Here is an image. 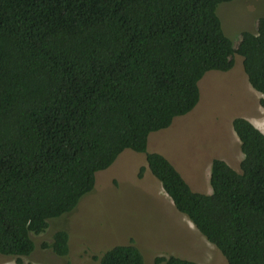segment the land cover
<instances>
[{
	"label": "trees",
	"instance_id": "16d2710c",
	"mask_svg": "<svg viewBox=\"0 0 264 264\" xmlns=\"http://www.w3.org/2000/svg\"><path fill=\"white\" fill-rule=\"evenodd\" d=\"M231 0H0V253L26 256L31 234L73 209L97 171L125 149L146 166L175 208L226 264H264V133L231 125L239 169L210 163V193L193 190L169 159L147 151L151 132L198 103V82L241 57L264 109V17L236 46L216 12ZM43 246L68 251L61 229ZM95 264H146L117 244ZM153 264H200L176 255Z\"/></svg>",
	"mask_w": 264,
	"mask_h": 264
},
{
	"label": "rangeland",
	"instance_id": "374dc122",
	"mask_svg": "<svg viewBox=\"0 0 264 264\" xmlns=\"http://www.w3.org/2000/svg\"><path fill=\"white\" fill-rule=\"evenodd\" d=\"M224 32L236 46L241 31L255 32L264 17V0H231L217 6ZM199 101L164 129L151 132L147 151L164 155L190 187L211 192L212 158H223L239 169L243 154L231 121L237 116L262 117L261 94L253 89L233 56L226 71L209 70L198 82ZM145 154L123 150L95 174L94 186L68 212L50 218L44 231L31 234L34 248L26 256L0 253V264H95V256L117 245L132 243L153 264L156 256L176 255L200 264H226L221 252L179 212L146 166ZM68 234V251L43 246L58 230Z\"/></svg>",
	"mask_w": 264,
	"mask_h": 264
},
{
	"label": "crops",
	"instance_id": "0c3cea01",
	"mask_svg": "<svg viewBox=\"0 0 264 264\" xmlns=\"http://www.w3.org/2000/svg\"><path fill=\"white\" fill-rule=\"evenodd\" d=\"M262 117H254L252 119H248L253 125H255L262 133H264V123L263 120L261 119ZM223 159V158H222ZM205 193H210L205 192Z\"/></svg>",
	"mask_w": 264,
	"mask_h": 264
}]
</instances>
